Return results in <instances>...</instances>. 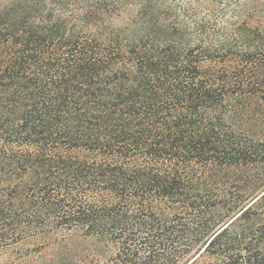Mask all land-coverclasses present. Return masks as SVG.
I'll list each match as a JSON object with an SVG mask.
<instances>
[{
  "label": "trees",
  "instance_id": "16d2710c",
  "mask_svg": "<svg viewBox=\"0 0 264 264\" xmlns=\"http://www.w3.org/2000/svg\"><path fill=\"white\" fill-rule=\"evenodd\" d=\"M0 264H264V0H0Z\"/></svg>",
  "mask_w": 264,
  "mask_h": 264
},
{
  "label": "rangeland",
  "instance_id": "374dc122",
  "mask_svg": "<svg viewBox=\"0 0 264 264\" xmlns=\"http://www.w3.org/2000/svg\"><path fill=\"white\" fill-rule=\"evenodd\" d=\"M33 242H35V243H39V242H40V240H33Z\"/></svg>",
  "mask_w": 264,
  "mask_h": 264
}]
</instances>
